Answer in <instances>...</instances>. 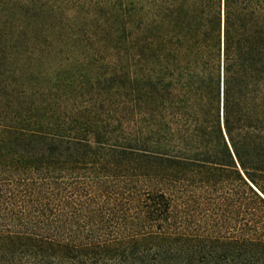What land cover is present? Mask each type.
Wrapping results in <instances>:
<instances>
[{
	"label": "trees",
	"instance_id": "trees-1",
	"mask_svg": "<svg viewBox=\"0 0 264 264\" xmlns=\"http://www.w3.org/2000/svg\"><path fill=\"white\" fill-rule=\"evenodd\" d=\"M0 264H264V0H0Z\"/></svg>",
	"mask_w": 264,
	"mask_h": 264
}]
</instances>
